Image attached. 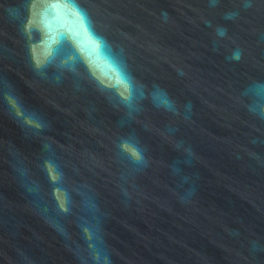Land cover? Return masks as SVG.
I'll return each instance as SVG.
<instances>
[{"label": "water", "instance_id": "water-1", "mask_svg": "<svg viewBox=\"0 0 264 264\" xmlns=\"http://www.w3.org/2000/svg\"><path fill=\"white\" fill-rule=\"evenodd\" d=\"M0 264H264V0H0Z\"/></svg>", "mask_w": 264, "mask_h": 264}, {"label": "clouds", "instance_id": "clouds-1", "mask_svg": "<svg viewBox=\"0 0 264 264\" xmlns=\"http://www.w3.org/2000/svg\"><path fill=\"white\" fill-rule=\"evenodd\" d=\"M236 58L238 59L239 57L237 56ZM66 73H67V75L65 76L66 80L83 77L82 71L79 70L75 65H71V64L66 68ZM29 88H31V92H30L31 99L35 101L36 103L40 104L42 108L46 109L47 106L50 104V101L48 99V94L43 90H37L36 88H32L31 85H29ZM134 91H135V88H134ZM128 106H129V103L126 102L125 107H128ZM134 123L135 125L139 127L141 123L139 120V117H137L134 120ZM42 127L43 125H41V128ZM46 139H48V137Z\"/></svg>", "mask_w": 264, "mask_h": 264}, {"label": "snow or ice", "instance_id": "snow-or-ice-1", "mask_svg": "<svg viewBox=\"0 0 264 264\" xmlns=\"http://www.w3.org/2000/svg\"><path fill=\"white\" fill-rule=\"evenodd\" d=\"M40 125H37V127H39ZM137 162H139V158L137 159Z\"/></svg>", "mask_w": 264, "mask_h": 264}]
</instances>
